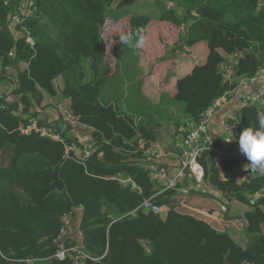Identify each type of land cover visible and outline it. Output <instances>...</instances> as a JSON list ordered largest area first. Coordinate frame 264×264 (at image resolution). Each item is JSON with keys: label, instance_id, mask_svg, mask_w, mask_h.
<instances>
[{"label": "trees", "instance_id": "1", "mask_svg": "<svg viewBox=\"0 0 264 264\" xmlns=\"http://www.w3.org/2000/svg\"><path fill=\"white\" fill-rule=\"evenodd\" d=\"M8 1L0 0V85L12 70L15 89L14 100L0 95V264H73L54 255L76 244L93 259L83 264H264V174L239 180L227 164L221 179L208 153L198 159L206 188L191 197H211L241 218L240 230L222 231L179 211L172 192L151 179L138 146L160 142L177 152L188 119L264 67V0H35V15L17 25ZM152 21L182 29L171 51L206 44L204 62L153 100L141 77V47L118 38L110 59L103 37L108 23L120 22L144 37ZM237 54L229 81L222 65ZM136 68L137 83L129 73ZM120 84L125 92L114 89ZM60 103L74 124L64 122ZM48 108L58 110L49 125L63 142L19 132L24 120L43 122ZM261 116L264 106L244 105L238 137ZM75 125L94 148L84 161L64 154V145L82 148L69 137ZM118 175L140 191L122 188ZM146 199L165 207L164 215L138 209ZM77 210L79 243L64 237V219Z\"/></svg>", "mask_w": 264, "mask_h": 264}, {"label": "built area", "instance_id": "2", "mask_svg": "<svg viewBox=\"0 0 264 264\" xmlns=\"http://www.w3.org/2000/svg\"><path fill=\"white\" fill-rule=\"evenodd\" d=\"M9 19L13 24H20L25 19L35 15V0H9ZM27 34V32H25ZM26 43L29 47L34 46L33 39L26 35ZM9 57H13L10 53ZM252 88V92L244 99V105H259L264 102V69H261L254 77L246 80ZM234 92H228L223 97L214 101L197 120L190 118L186 124V134L177 146L178 151H166L162 143H151L146 145L139 141L138 146L143 151V162L147 165V170L152 180L157 181L159 188L164 191L172 192L173 200L178 209L188 208L196 212L194 217L210 224L212 221L224 222V212L208 214L206 211H198L195 207L187 206L189 197L195 192H200L206 188L204 182V169L198 159L203 153H208L210 161L218 172L223 170L227 164L246 165L247 172L252 175L257 172L247 165L250 163L247 158L240 152L238 145V130L240 123L237 119L231 120L225 125V135L216 139L210 132V123L213 115L218 109L231 97ZM58 110L63 111L62 105H58ZM64 122L75 123L65 111ZM19 132L22 135L35 134L42 138L50 139L55 142H63L62 136L56 128L51 127L47 122H39L36 119L24 120ZM65 156L71 152L75 153V145H64ZM94 152L91 143L79 150L77 159L84 161ZM119 182L122 188H129L132 191H140L136 184L129 178L118 175L114 178ZM260 195L257 194L256 197ZM187 200V201H186ZM138 209L150 212L158 216H163L166 208L153 204L150 199L143 200ZM193 216V215H191ZM201 216V217H200ZM148 250V244L145 245ZM67 257L73 259V264H83L85 261L93 260L83 250L82 246L76 244L68 249H60L54 255L58 261H64Z\"/></svg>", "mask_w": 264, "mask_h": 264}, {"label": "crops", "instance_id": "3", "mask_svg": "<svg viewBox=\"0 0 264 264\" xmlns=\"http://www.w3.org/2000/svg\"><path fill=\"white\" fill-rule=\"evenodd\" d=\"M122 23L123 22H120V23L114 24V25L108 23L109 25L107 24L105 26V29H106L105 40H107V42L111 39L114 40L116 37V34L118 32H120L121 34L128 32V25L126 24L127 27L124 28V27H121ZM158 23L161 25H164L163 23H165V22H158ZM112 26H113V29L110 30V27H112ZM164 26H167V25H164ZM170 26H171V28H175V29L173 31L172 30L169 31L163 27V28L158 29L157 31L152 32L148 36L146 35L147 34V32H146V34L143 37L144 38V44H143V46H141L142 54L140 55L139 64H140V68L142 71L141 73H143L144 69L146 68V66H144L142 64H145V63L148 64L147 66H149V68H150V70H149L150 76L146 79V77H144L145 75L143 76L140 73V71H138V68H136L134 70V72H131V73H133V76H134L133 81H136V83L138 82V79H140L139 73L141 74V77H142L143 81L145 82V84H144L145 93L147 95H150L151 97L153 95V97H154L153 99H155V97H156L154 95L153 91L151 93H149L148 91L154 90L153 87L155 84H157L156 82L160 81L159 83L163 84V87H161V91L162 90L171 91L173 89V85L175 83V80L178 77H181L185 74L190 73L192 68L195 65H198V64H201L202 62H204L205 57H206V51L204 54L203 47L198 49L197 52L201 56L204 55V60L199 62V60L197 58L193 57L194 48L199 43L190 49L187 47H182L180 49H176L174 51H171L173 46L178 43L179 33L182 29L176 28L172 25H170ZM107 27H109V29ZM119 37L116 38V41L114 43V47L110 51V54H109L108 48L106 47L107 48V56L110 59H111V57H112V55L116 49V43L118 42ZM113 40H111V41H113ZM200 43H202V42H200ZM205 46H206V44H205ZM194 56H196V55H194ZM240 56H241L240 54H237V55L229 58L224 63V65H222V70L225 73V78L229 81H231L233 79V67H234L236 61L239 59ZM160 59H163V61H160ZM110 64L113 65L112 60H110ZM135 64H136V61H135ZM113 71H114V69L112 67L110 72L107 74V76L112 75ZM123 75L124 74L122 73V76ZM160 84H157V88L160 86ZM120 88H121V92H125L124 86L122 84H120L118 87H115L114 89L119 91ZM252 91L253 90L249 86V84L246 81H244L236 90H234V93L231 95V97L218 109V111L214 114L212 121L210 123V132L214 136V138L220 139L225 135L226 123L231 121V120L237 119V115H238L239 111L244 106V99L246 97H248ZM159 92L160 91L155 92V93L158 94ZM258 106L259 107L264 106V102L257 105V107ZM37 112H39V110H37ZM57 118H58L57 110H55L53 108H48L43 113H40V119H43L48 124L54 123L55 121H57ZM61 124L62 123L59 124L60 127L63 126ZM77 127L80 128L79 126L75 125V129ZM74 130L72 132H74ZM185 130H186V128H185ZM88 133H89L88 131H85V133L83 134L85 141L89 140ZM69 136L71 138H76L77 140H79L78 137L75 136V134L71 135L69 133ZM79 142L81 143L80 140H79ZM230 168L238 176L239 180H243L246 175H249L247 172L246 165L232 164V166H230ZM257 174L263 175L264 171H260L257 169ZM224 175H225V172H224V174H221V179H223ZM207 189H209V188H207ZM198 198L202 199V197H198ZM198 198L196 201L199 200ZM196 209L198 211H206L210 215L213 214V211H212L213 209H210V207H208L206 209H201V208H196ZM211 211H212V214H211ZM79 219H80V210L76 211V214L74 217H67L64 219L66 229H67V225H69L72 229V232L66 231L64 233V237L65 238H71L74 241H77V243H79V241L81 239L80 235H78V233H77L78 232L77 227L79 224ZM197 219H199V218H197ZM199 220H201V219H199ZM232 222L233 221H230L229 223H232ZM215 223L218 225V221ZM220 230L223 231L224 229H220ZM147 251L148 250H146V252Z\"/></svg>", "mask_w": 264, "mask_h": 264}, {"label": "rangeland", "instance_id": "4", "mask_svg": "<svg viewBox=\"0 0 264 264\" xmlns=\"http://www.w3.org/2000/svg\"><path fill=\"white\" fill-rule=\"evenodd\" d=\"M152 13L154 12V11H151ZM155 15L156 16H158L159 15V12L158 11H156L155 10ZM125 19H123V20H121V21H124ZM164 25H167V26H164V25H161V24H159L157 21H152L151 23H150V25H149V27H148V31H147V36L148 35H150L152 32H154V31H157L158 29H160V28H165V29H167V30H169V31H173L175 28H171V26L169 25V24H166V23H163ZM109 25V24H108ZM120 27V26H119ZM121 27H124V28H126L127 26H126V22H123L122 24H121ZM108 29H109V27H107ZM111 29H113V26L112 27H110V30ZM183 30H185V28L183 29ZM120 32H118L117 34H116V37H115V39L113 40V39H111V40H113V41H111V40H109L108 42H105V44H106V47L108 48V51H109V54H110V51L112 50V48L114 47V43H115V41H116V38L117 37H119L120 36ZM105 36H106V29H104L103 30V37L105 38ZM201 47H203V51H204V54H205V51H206V46H205V44L202 42V43H199L195 48H194V52H193V57L194 58H197L198 60H199V62H201V61H203L204 60V55L203 56H201L197 51H198V49H200ZM194 55H196V56H194ZM109 61H110V59H109ZM142 65H144V66H146V68L144 69V72L142 73V75L144 76V77H146V79L150 76L149 74V70H150V68H149V66H147L148 64H142ZM261 69H264V67H262V68H260L257 72H256V74L261 70ZM110 72V71H109ZM108 72V73H109ZM122 73V72H121ZM129 73H131V71H129ZM255 74V75H256ZM255 75H253V77L255 76ZM160 82V81H159ZM159 82H156L157 84H160ZM157 84H155L154 85V87H153V89L154 90H150V91H148L149 93H151L152 91H153V93H154V95L156 96L157 94L155 93V92H158V91H161V87H163V84H160V86L157 88ZM1 87H0V95H3V96H5V97H8V99H12V100H14L13 99V97L14 96H12V91L15 89V73H13L12 72V70H10V79L8 80V81H6V82H4V83H2L1 85H0ZM232 92H234V91H232ZM153 95H152V97H151V99L153 100ZM155 99H156V97H155ZM60 102V101H59ZM49 103H50V105L53 107V105H54V103H55V101L54 100H49ZM61 103H62V101H61ZM60 103V104H61ZM62 105V107H63V111H61L62 113L63 112H65L66 111V109H65V107H64V105L63 104H61ZM56 108V107H55ZM58 111V110H57ZM68 113V112H67ZM64 114V113H63ZM65 115V114H64ZM68 115H69V113H68ZM214 116V115H213ZM63 129V128H62ZM85 133V131L84 130H81L80 128H76L75 130H74V132H70V134L72 135V134H75V136H77L78 137V139L81 141V144H82V147L84 146V147H86V145H88V141H85L84 140V136H83V134ZM70 137V136H69ZM78 140V141H79ZM160 143V142H159ZM163 144V143H162ZM75 153H76V155H78V156H80L79 155V150H76L75 151ZM174 153H177V152H174ZM221 174H224L223 173V170L222 171H220L219 172V175H220V178H221ZM160 191H162V190H160ZM207 191H204V193H206ZM193 197V196H192ZM192 197H189V199H187L188 200V202H187V206L188 207H190V208H194V207H196V208H201V209H206V208H208V207H210V209H214L215 210V212H214V214L215 213H217V212H221L220 210H219V207H218V203H216L213 199H210L211 197H208V198H198V197H194V198H192ZM197 198L199 199L198 201H196L197 200ZM186 200V201H187ZM179 211H182V212H184V213H188V214H190V215H193V216H195L196 215V212H194V211H192L191 209H188V208H181L180 207V209H179ZM201 217V216H200ZM68 221V220H67ZM218 221V225L215 223V222H211L210 224L213 226V227H216V228H218V229H225V228H229V227H233V228H235V229H238V230H240L241 229V226L240 225H238V223L237 222H235V221H233L232 223H229L230 221H225V220H223L224 222H222V223H220L219 222V220H217ZM227 225V226H226ZM66 231L67 232H72V229H71V227L69 226V225H67V229H66ZM78 233V232H77ZM79 235V234H78Z\"/></svg>", "mask_w": 264, "mask_h": 264}, {"label": "clouds", "instance_id": "5", "mask_svg": "<svg viewBox=\"0 0 264 264\" xmlns=\"http://www.w3.org/2000/svg\"><path fill=\"white\" fill-rule=\"evenodd\" d=\"M119 39L121 44L129 48L144 44V38H137L133 32L123 33ZM238 145L240 152L250 162L247 166L264 171V116L258 117L256 127H247L240 132Z\"/></svg>", "mask_w": 264, "mask_h": 264}, {"label": "water", "instance_id": "6", "mask_svg": "<svg viewBox=\"0 0 264 264\" xmlns=\"http://www.w3.org/2000/svg\"><path fill=\"white\" fill-rule=\"evenodd\" d=\"M212 211H213V213L215 212L214 209ZM212 211H211V214H212ZM228 213H229V208H226V211L224 212V220L225 221H235V222H239V223L241 222V218L239 216L230 217L228 215Z\"/></svg>", "mask_w": 264, "mask_h": 264}]
</instances>
